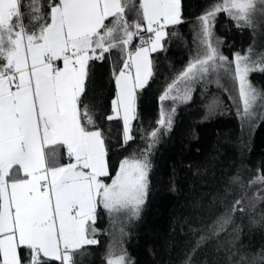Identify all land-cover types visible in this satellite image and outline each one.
Segmentation results:
<instances>
[{"label": "snow or ice", "instance_id": "1", "mask_svg": "<svg viewBox=\"0 0 264 264\" xmlns=\"http://www.w3.org/2000/svg\"><path fill=\"white\" fill-rule=\"evenodd\" d=\"M221 13L255 31L264 0H213L197 17L192 56L166 84L157 127L148 131L133 124L139 96L154 76L152 54L166 51L185 23L182 0H0V264H77L85 246L99 244L102 215L110 224L120 215L138 219L152 149L194 84L223 87L227 79L242 120L264 115V90L250 79L264 72V53L250 46L225 56L214 31ZM109 60L116 93L105 119L121 124L116 143L89 96L94 63ZM138 135L145 146L114 162V149L127 150ZM255 183L264 184V175ZM237 210L244 211L239 199L195 240L185 264ZM106 259L129 264L111 246Z\"/></svg>", "mask_w": 264, "mask_h": 264}, {"label": "trees", "instance_id": "2", "mask_svg": "<svg viewBox=\"0 0 264 264\" xmlns=\"http://www.w3.org/2000/svg\"><path fill=\"white\" fill-rule=\"evenodd\" d=\"M211 3L182 0L185 23L176 29L166 51L152 54L154 76L139 96L140 120L134 127H157L159 97L189 62L197 17ZM214 31L222 41L220 51L229 59L250 46L264 53V21L258 19L255 31L239 29L221 13ZM112 63H94L89 96L98 123L111 129L116 143L121 124L105 119L116 93ZM250 79L264 90V72H253ZM220 83L223 87L215 82L194 84L191 98L176 103L171 129L162 132L152 149L148 193L139 218L120 215L110 224L102 215L97 221L99 244L85 246L75 257L77 264H107L110 246L116 255L123 250L129 264H185L195 240L238 199L244 211L231 214L226 230L204 243L192 264H264V184H250L264 175V115L242 120L230 92L224 90L232 84L224 78ZM170 106L171 101L163 102L165 109ZM144 146L138 135L127 150L117 147L110 155L115 162ZM58 154L67 159L63 149L58 148Z\"/></svg>", "mask_w": 264, "mask_h": 264}, {"label": "rangeland", "instance_id": "3", "mask_svg": "<svg viewBox=\"0 0 264 264\" xmlns=\"http://www.w3.org/2000/svg\"><path fill=\"white\" fill-rule=\"evenodd\" d=\"M59 157H60V159H61L62 162L65 161V158L64 157H62L61 155H59Z\"/></svg>", "mask_w": 264, "mask_h": 264}, {"label": "crops", "instance_id": "4", "mask_svg": "<svg viewBox=\"0 0 264 264\" xmlns=\"http://www.w3.org/2000/svg\"><path fill=\"white\" fill-rule=\"evenodd\" d=\"M61 149H63V148H61ZM64 150V149H63ZM65 151V150H64ZM58 155H60V154H58ZM66 156V155H65Z\"/></svg>", "mask_w": 264, "mask_h": 264}]
</instances>
